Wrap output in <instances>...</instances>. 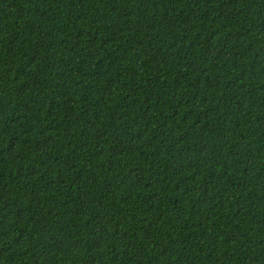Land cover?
Returning <instances> with one entry per match:
<instances>
[{
  "label": "trees",
  "instance_id": "16d2710c",
  "mask_svg": "<svg viewBox=\"0 0 264 264\" xmlns=\"http://www.w3.org/2000/svg\"><path fill=\"white\" fill-rule=\"evenodd\" d=\"M0 264H264V0H0Z\"/></svg>",
  "mask_w": 264,
  "mask_h": 264
}]
</instances>
